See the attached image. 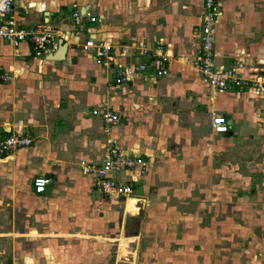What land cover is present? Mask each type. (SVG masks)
<instances>
[{
	"label": "crops",
	"instance_id": "crops-1",
	"mask_svg": "<svg viewBox=\"0 0 264 264\" xmlns=\"http://www.w3.org/2000/svg\"><path fill=\"white\" fill-rule=\"evenodd\" d=\"M204 1H14L10 16L18 26L53 33L58 47L52 54L60 40L67 48L63 59L52 60L51 53L35 56L29 41L15 45L0 39V75L8 76L0 78V138L14 128L33 138L31 146L0 157V264L71 263L67 254L72 250L50 245L66 240L65 234L46 230L55 218L68 220L70 211L88 208L94 195L105 196L95 190L91 174L78 178L76 162L99 165L109 146L149 163L144 176L137 169L112 175L135 183L136 200L125 199V209H170L165 216L170 220L164 231L143 234L132 259L107 256L96 264H264V232L258 226L264 220L231 218L236 227L228 244V218L210 211L227 208L228 192L264 193L263 178L254 190V178L244 183V174L227 173L228 155L246 162L240 155L243 145L259 148L258 141L264 142L256 133L264 127V92L251 87L220 91L204 80L196 66ZM216 1L221 7L213 28L216 67L233 70L250 86L264 81V0ZM87 39L112 46V69L97 64L94 53L84 49ZM163 57L168 74L157 76ZM144 63L146 69L127 82L115 81L119 68ZM95 109L114 111L120 121L106 130L92 114ZM214 116L226 118L228 132L211 133ZM39 176L50 180L42 194L33 187ZM228 176L233 177L229 185ZM67 178L74 184L66 188L61 183ZM53 183L54 196H47ZM66 192L76 202H62ZM260 204L264 200L258 198L232 206ZM51 208L62 216L45 213ZM31 224L39 228L31 230ZM238 230L253 234L250 247L243 246L242 238L236 242ZM8 246L12 249L3 253Z\"/></svg>",
	"mask_w": 264,
	"mask_h": 264
},
{
	"label": "rangeland",
	"instance_id": "rangeland-1",
	"mask_svg": "<svg viewBox=\"0 0 264 264\" xmlns=\"http://www.w3.org/2000/svg\"><path fill=\"white\" fill-rule=\"evenodd\" d=\"M94 19H95L94 16H92L90 19L91 22L94 21ZM210 131L211 133L212 131L215 132L212 129V127L210 128ZM257 132H259L258 136L264 137V127L263 129H257L256 133ZM255 141L257 142V140ZM263 143L264 142L258 141L259 148L257 145H251V144L243 145L244 149L242 154L240 155L242 156L243 159L247 158L246 162L239 161L238 159L234 157L232 158L228 155V159L230 161H228L227 163L228 166L227 173L233 174L235 172H238V173H242V175L244 174V179H245L244 183L249 182L251 181L252 178H254L252 180L254 190H257L256 187L262 184V178L264 179V177L260 175L262 174L261 172L264 170ZM214 156H216V154ZM252 160H254V162H252ZM83 162L80 161L76 162L79 167L78 169L79 171H77L78 178H80L81 176L83 177L85 174H87L86 165H90V164H83ZM220 162H223V159H221ZM250 163L251 164L253 163L254 166L248 167V164ZM244 164H246V168H243ZM221 167H223V165H221ZM234 168L238 170H235ZM224 169H226V166H224ZM77 176L75 178H77ZM257 178H259L260 180H257ZM70 179L71 178H67L66 181H64L61 184L63 186H66V188L69 187L70 185H73L74 183L72 182V180L69 181ZM227 180H228L227 183L229 185L231 184L233 177L228 176ZM55 184L56 183H53L50 185V187L48 186L49 191L46 194L47 196H54L53 194H51L50 189L55 187ZM250 187L252 188V184H250ZM64 190H67L68 192V190L70 189H64ZM67 192L65 194L61 193L62 197L60 198V200H62V202L64 201L70 203L76 202V200L73 198V194ZM61 194L58 195L61 196ZM252 195L253 192L250 191L245 193L228 192L226 193V202L228 205L227 208L223 210H216V209L210 210L212 212V216L222 217L223 219L228 218V220L226 221V227L231 228V231H227V237L230 239L228 241V244L232 243L231 238H233V234H234L233 232L236 227L234 226V223L231 220V218L232 219L235 217L236 218L239 217L240 219L260 218V220L262 221L264 220L263 219L264 205L262 204L257 206L259 208L253 206L251 208L249 207L248 209L247 208L236 209L233 207L240 200L249 201V202H251V199H258V198L259 200H264V193L259 192V193H255V196ZM105 196L94 195L92 203L88 204L89 205L88 208H82L81 210L76 209L70 211L67 214L68 216H71L68 220L67 219L60 220L55 218L54 224H51L50 229L46 230L50 234H52L53 232L57 234L60 233L62 234V236L65 234L64 238H66V240L55 239L53 240V242H50L51 243L50 245L52 247L56 246V248L58 249L72 250L71 251L72 253L70 252L69 254H67L68 255L67 260L71 262L70 264H96L98 263L99 260L105 259L104 257L111 256L110 259L116 260L119 255H121L122 260L126 262L132 259L131 257L132 253L134 255V251H136L137 249L139 240H141L145 232L148 231L155 232L157 228L164 231L165 229L163 226H165L164 223L166 222V219L170 220L169 217L167 218L165 217L166 214L170 213V209H165V210L153 209L151 211L148 209H146V211L142 209L141 211L138 212H132V211L130 212L125 209L126 200L124 198H118L119 200L115 201ZM213 200L218 201L217 197L213 198ZM62 210H63V216H65L64 215L65 211L64 209ZM45 211H46L45 213L48 212L50 216L52 215V212L53 215L62 216L58 214V209L51 208V209H46ZM184 211L186 212L187 210ZM75 219L77 220V222L75 221ZM167 222L169 223V221ZM36 226H37L36 224H31L29 227H31L32 230ZM220 226L222 227L223 225L220 224ZM258 226H259V231L264 232L261 229L262 228L261 226H264V224L261 225L260 223ZM80 227L83 230L80 231ZM255 227H257V224H255ZM37 228L39 227L37 226ZM42 228L44 229V225H42ZM243 228L245 229L246 227L243 226ZM22 229L23 227H21V230ZM240 232H241L240 230L237 231L239 237L237 235L238 238L236 239V242L241 243L240 238H242L243 246L250 247L251 243L249 242H250V238L253 237V234L252 233L249 234L250 232L245 231L244 234L242 233L243 235H241ZM68 234H72L71 236L76 238L78 241H72L73 239ZM91 235L93 237H91ZM95 236H97V238H94ZM81 240L83 241V243L81 242ZM96 242L97 244L95 245ZM233 248L238 249V247L236 248L235 245L233 246ZM11 249L12 247L8 246L2 252L4 253ZM93 254H95V256H93ZM233 260L234 259L232 258L228 261H233Z\"/></svg>",
	"mask_w": 264,
	"mask_h": 264
},
{
	"label": "built area",
	"instance_id": "built-area-1",
	"mask_svg": "<svg viewBox=\"0 0 264 264\" xmlns=\"http://www.w3.org/2000/svg\"><path fill=\"white\" fill-rule=\"evenodd\" d=\"M15 0H0V39L12 42L17 45L22 41H29L35 56H44L54 52L57 47L56 36L46 30L25 29L18 26L11 15ZM221 14V7L216 0L204 1V17L200 25V46L197 50V68L201 71L204 80L213 88L220 91H227L233 88L239 90L251 87L255 93L264 92V81L256 80L253 85H249L248 80L241 78L233 70H220L215 65L214 55V25ZM76 20L80 15L74 13ZM84 49L94 53L95 62L99 65L113 68L112 46L106 42H97L93 39H87L84 43ZM147 55V52H143ZM166 58H162V63L156 70L157 76L167 75L168 69L165 66ZM146 69V64L137 67L119 68L114 74L115 81L118 83L127 82L137 72ZM2 80H7L6 74H1ZM92 114L101 118L105 129L117 124L120 116L110 110H93ZM212 128L216 133H226L229 130L226 118L214 116ZM33 138L14 128L9 130L7 135L0 138V157L8 156L15 150L31 146ZM149 163L141 156H132L124 154L116 149L115 146H109L102 162L99 165H86V172L93 178L94 188L98 192L109 197L132 198L135 194L134 181L121 182L112 175H116L126 170L137 169L141 176L146 175ZM50 180L43 176L33 179L34 191L37 194L45 192Z\"/></svg>",
	"mask_w": 264,
	"mask_h": 264
},
{
	"label": "water",
	"instance_id": "water-1",
	"mask_svg": "<svg viewBox=\"0 0 264 264\" xmlns=\"http://www.w3.org/2000/svg\"><path fill=\"white\" fill-rule=\"evenodd\" d=\"M66 43H63L62 40L59 41V48H58V51L55 52L54 54H51L49 56L50 59L52 60H60V59H63L64 58V54H65V51H66Z\"/></svg>",
	"mask_w": 264,
	"mask_h": 264
},
{
	"label": "bare ground",
	"instance_id": "bare-ground-1",
	"mask_svg": "<svg viewBox=\"0 0 264 264\" xmlns=\"http://www.w3.org/2000/svg\"><path fill=\"white\" fill-rule=\"evenodd\" d=\"M135 200H136L135 198H131V201H132V202H135ZM129 201H130V200H129Z\"/></svg>",
	"mask_w": 264,
	"mask_h": 264
}]
</instances>
